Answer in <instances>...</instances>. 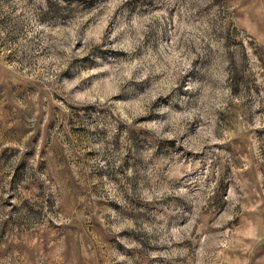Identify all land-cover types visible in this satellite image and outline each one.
I'll list each match as a JSON object with an SVG mask.
<instances>
[{"label": "rangeland", "instance_id": "obj_1", "mask_svg": "<svg viewBox=\"0 0 264 264\" xmlns=\"http://www.w3.org/2000/svg\"><path fill=\"white\" fill-rule=\"evenodd\" d=\"M0 264H264V0H0Z\"/></svg>", "mask_w": 264, "mask_h": 264}]
</instances>
